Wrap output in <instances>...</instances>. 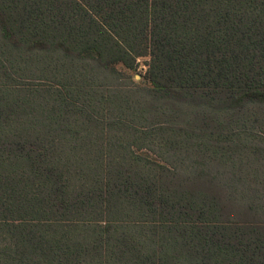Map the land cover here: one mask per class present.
<instances>
[{
    "label": "trees",
    "instance_id": "obj_1",
    "mask_svg": "<svg viewBox=\"0 0 264 264\" xmlns=\"http://www.w3.org/2000/svg\"><path fill=\"white\" fill-rule=\"evenodd\" d=\"M0 264H264V0H0Z\"/></svg>",
    "mask_w": 264,
    "mask_h": 264
}]
</instances>
